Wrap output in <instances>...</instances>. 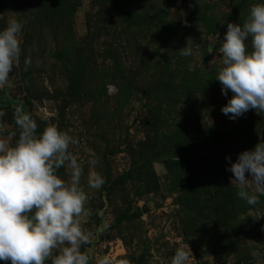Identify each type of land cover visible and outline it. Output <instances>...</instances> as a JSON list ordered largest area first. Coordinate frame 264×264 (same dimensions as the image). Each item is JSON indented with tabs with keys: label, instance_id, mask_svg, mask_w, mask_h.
<instances>
[{
	"label": "rangeland",
	"instance_id": "374dc122",
	"mask_svg": "<svg viewBox=\"0 0 264 264\" xmlns=\"http://www.w3.org/2000/svg\"><path fill=\"white\" fill-rule=\"evenodd\" d=\"M258 2L0 0V29L24 22L20 61L0 90L3 119L14 130L22 103L38 133L54 124L77 138L70 150L85 182L105 178L86 189L92 214L81 217L90 264H169L179 245L187 264H264V196L238 199L225 159L264 140V116L222 114L232 93L215 79L227 24ZM188 39L192 55L181 57Z\"/></svg>",
	"mask_w": 264,
	"mask_h": 264
},
{
	"label": "clouds",
	"instance_id": "9594fccd",
	"mask_svg": "<svg viewBox=\"0 0 264 264\" xmlns=\"http://www.w3.org/2000/svg\"><path fill=\"white\" fill-rule=\"evenodd\" d=\"M23 25L13 19L0 29V90L10 86V74L20 61ZM222 41L215 79L222 95L232 93L222 114L233 121L249 110L264 116V0L250 6L243 23L229 22ZM177 52L181 57L192 55L189 39ZM23 62L27 70L31 57L25 56ZM5 114L0 110V261L45 264L50 258L51 264H90L84 249L91 233L82 227L81 217L92 214L86 207V189H100L105 178L96 172L85 182L83 162L70 150L78 143L73 135L54 124L38 133L37 121L22 103L12 113L14 130L3 119ZM225 159L236 197L249 206L258 205L264 196V140L239 153L234 162ZM98 162L94 153L87 160L90 169ZM62 168L66 178L60 175ZM188 259L189 249L179 245L169 264H187ZM96 264L114 262L105 255Z\"/></svg>",
	"mask_w": 264,
	"mask_h": 264
}]
</instances>
